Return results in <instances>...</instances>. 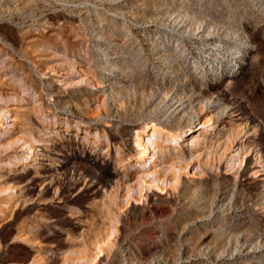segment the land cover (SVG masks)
Segmentation results:
<instances>
[{
    "label": "rangeland",
    "instance_id": "rangeland-1",
    "mask_svg": "<svg viewBox=\"0 0 264 264\" xmlns=\"http://www.w3.org/2000/svg\"><path fill=\"white\" fill-rule=\"evenodd\" d=\"M0 264H264V0H0Z\"/></svg>",
    "mask_w": 264,
    "mask_h": 264
},
{
    "label": "bare ground",
    "instance_id": "bare-ground-1",
    "mask_svg": "<svg viewBox=\"0 0 264 264\" xmlns=\"http://www.w3.org/2000/svg\"><path fill=\"white\" fill-rule=\"evenodd\" d=\"M216 52V51H215ZM211 56L213 59H216V56H219V54L212 52ZM222 58V57H220ZM224 62V61H223ZM212 121V120H211ZM152 132V133H149ZM162 130L155 127L154 125H152L151 127H149V125L146 126V129L143 130H139L136 133V137H135V141H134V149L138 154V160L142 161L143 160V155L144 152L147 151L148 149L154 148V145L156 143L157 140V134H161ZM167 139H177V140H181L182 136L179 135H175V134H170V133H165ZM147 137V138H146ZM250 253V251H248ZM248 253L246 252L245 255H247Z\"/></svg>",
    "mask_w": 264,
    "mask_h": 264
}]
</instances>
